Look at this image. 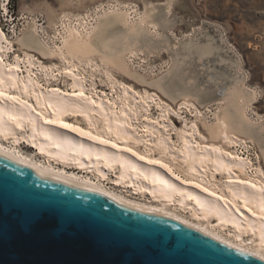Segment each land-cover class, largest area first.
Returning <instances> with one entry per match:
<instances>
[{"label":"bare ground","instance_id":"6f19581e","mask_svg":"<svg viewBox=\"0 0 264 264\" xmlns=\"http://www.w3.org/2000/svg\"><path fill=\"white\" fill-rule=\"evenodd\" d=\"M0 6L5 10V3ZM137 15V19L127 18L130 19L131 35H113L117 39L127 38L131 46L125 49L107 46L99 54L102 64H111L129 73L120 58L123 51H133L138 43L151 50L158 47L150 44L141 28V24L152 23L157 18ZM74 21L76 23H61L62 31H58V42L53 43V48L40 44L33 37H19L17 41L21 46L35 48L43 55L58 54L63 59L89 61L96 51L93 43L105 40V35L91 34L93 26ZM101 25L103 28H117L112 20L103 19ZM0 34V92L24 101V104H19L0 98V156L41 176L100 194L133 210L169 218L230 248L264 260L261 258L264 256V120L255 125L247 118V108L258 98V92L243 88L244 74L236 71L238 79L221 94L220 98L225 103L213 114L214 119L211 122L202 120L205 133L192 122L194 132L179 130L174 142L171 135L162 133L153 121H139L142 129H137L138 105L148 112L154 99L146 91L140 93L139 97L143 95L140 101L126 88L111 99L87 96L83 92L82 77L80 79L69 68H65L64 74L71 78L67 82L72 89L70 93L42 87L27 66L24 74L19 55H15L13 63H6L5 57L12 41L7 39L1 25ZM25 55L32 65L30 55ZM236 66L239 67V64L236 63ZM183 73L174 75L177 78L167 83L154 78L150 81L140 79L159 89L170 102L181 97L183 104H187L189 99L204 104L216 98L214 91L198 88L199 81L189 84L192 77ZM157 106L168 112V105L158 103ZM69 114L75 116L74 120H79L76 116L84 119L85 126L78 128L109 143L90 140L60 127L58 123L47 124L41 119L43 116L71 124L65 119ZM195 132L199 135L198 140H193ZM242 138L254 142L260 160L256 164L234 148L244 141ZM22 141L33 149L34 158L24 155L19 149ZM140 144H143L142 150L137 147ZM227 145L234 146L231 150ZM125 148L131 151H124ZM132 152L137 155H132ZM141 156L144 159L138 158ZM149 160L167 165L171 173L161 168L160 164L148 163ZM217 173L221 175L219 179L216 178ZM176 176L181 179L177 180ZM104 182L121 191L133 192L131 194L144 197V200L124 196Z\"/></svg>","mask_w":264,"mask_h":264},{"label":"rangeland","instance_id":"374dc122","mask_svg":"<svg viewBox=\"0 0 264 264\" xmlns=\"http://www.w3.org/2000/svg\"><path fill=\"white\" fill-rule=\"evenodd\" d=\"M1 3H5V10L0 6L2 10L0 25L7 39L12 41V47L5 57L6 63H13L15 55H19V63L24 74L27 72L25 68L28 67L30 74L34 75L42 87L59 89L62 92L72 91L67 85L71 78L64 74L65 68L78 74L80 79L82 77L83 92L87 96L96 95L111 99L117 96V92L121 93V90L126 88L140 101L143 96L139 97L140 93L144 94L146 91L154 99L148 107V112L140 104L138 105L140 111L136 120L138 130L142 129L139 121L140 123L153 121L159 130L162 129L160 130L162 133H169L172 141L176 142V134L179 130H184L186 133L194 132L192 128L194 122L197 124V129L205 133L202 120L211 122L214 119L213 114L224 106L225 101L220 96L234 80L238 79L235 77L239 75L237 70L245 76L243 88L258 92V98L247 108L248 120L255 125L264 120V0H6L5 2L0 0V5ZM138 13L157 18L152 23L141 24V28L145 31L150 44H156L158 47L151 50L141 47L138 43L134 48V50L137 48L136 51H123L120 58L123 59L129 73L114 65L102 64L99 54L107 46L111 48L131 46L127 38V40L117 39L113 38V35L114 33L131 35L130 19H137ZM103 19L116 22L118 29L109 27L104 29L101 25ZM74 20L93 26L91 34L105 35L103 36L105 40L98 39L99 42L93 43L96 51L91 54L89 61L63 59L58 54L43 55L35 48L21 46L17 41L19 37H33L40 44L53 48V43L58 42V31H62L61 23L68 21L76 23ZM25 53L30 55L32 65L27 62ZM180 72L184 76L192 77L189 84L195 82L197 84L199 81L198 88L207 92L214 91L216 98L204 104L189 98V102L183 104L184 100L181 97L170 102L159 89L140 79V77L147 78L148 81L155 79L167 83L176 79L174 75L179 76ZM158 103L162 106L168 105V112H163L162 108L157 106ZM74 117L69 114L65 119L75 127L85 126L82 117L76 116L78 121L74 120ZM195 133L193 140H198L199 135ZM242 140H244L241 143L243 145L238 144L234 148L256 164L260 160L254 142L250 139L242 138ZM233 146L227 145V148L231 149ZM137 147L142 150L143 144ZM19 149L24 155L35 157L33 149L25 142L20 143ZM220 177L221 175L217 173L216 178ZM106 182L104 184L107 187H112L114 191H119L118 193L124 196L144 200V197L133 195L131 194L133 192L130 193L128 190L121 191Z\"/></svg>","mask_w":264,"mask_h":264},{"label":"water","instance_id":"95a60500","mask_svg":"<svg viewBox=\"0 0 264 264\" xmlns=\"http://www.w3.org/2000/svg\"><path fill=\"white\" fill-rule=\"evenodd\" d=\"M0 264H264L166 217L0 156Z\"/></svg>","mask_w":264,"mask_h":264},{"label":"snow or ice","instance_id":"6c2138e0","mask_svg":"<svg viewBox=\"0 0 264 264\" xmlns=\"http://www.w3.org/2000/svg\"><path fill=\"white\" fill-rule=\"evenodd\" d=\"M2 35V34H0ZM55 91V90H54ZM0 98L2 99H5V100H10V101H14L15 103H19V104H24V101L18 99L17 97L15 96H7L5 95L3 92H0ZM41 119H44V122L47 123V124H54V123H58L60 127L62 128H66L72 132H75L79 135H82V136H85L87 137L88 139L90 140H97L99 143H102V144H108L109 141L107 140H99L98 137H95V136H92L90 135L88 132H85L83 130H81L80 128L78 127H74L72 124H69V123H62V122H59V121H54V120H50V119H45L43 116H41ZM112 147H116L115 144H112L111 145ZM124 151H131V149H128V148H125ZM132 155H137L135 152H132ZM139 159H144V157H138ZM148 163L150 164H160V167L161 168H165L167 171H169L171 173V169H169L167 167V165L165 164H162L160 163L159 161H156V160H149ZM177 180H180L181 178L179 176H176L175 177ZM182 183H184L185 181L181 180ZM197 187H199V185H196ZM202 191H206V189H201ZM210 195H212V193H209ZM219 198V197H218ZM262 259H264V256L261 257Z\"/></svg>","mask_w":264,"mask_h":264}]
</instances>
